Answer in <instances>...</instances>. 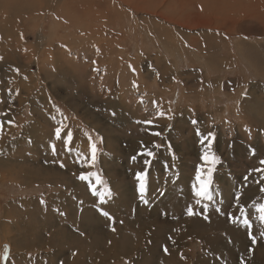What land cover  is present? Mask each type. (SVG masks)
Instances as JSON below:
<instances>
[{
	"label": "rangeland",
	"instance_id": "rangeland-1",
	"mask_svg": "<svg viewBox=\"0 0 264 264\" xmlns=\"http://www.w3.org/2000/svg\"><path fill=\"white\" fill-rule=\"evenodd\" d=\"M126 1L0 3V264H264V0Z\"/></svg>",
	"mask_w": 264,
	"mask_h": 264
},
{
	"label": "bare ground",
	"instance_id": "bare-ground-1",
	"mask_svg": "<svg viewBox=\"0 0 264 264\" xmlns=\"http://www.w3.org/2000/svg\"><path fill=\"white\" fill-rule=\"evenodd\" d=\"M36 1V3L37 4H41V9H42V11L43 12H46V10H45V8H48V9H52V10H57V14L60 16H64V9L62 8L63 7V3H64V1H65V4H64V6H66V7H68V9L69 10H71V11H73V9H72V7H73V2H70V1H72V0H64V1H60V2H58V0H35ZM22 2H28V5H22L21 3H20V1H14V0H0V3L8 10V11H11L12 13H15V14H21V15H23V14H25V13H28V11L30 10V7H29V3H32V2H34V0H23ZM122 2L123 3H125V4H128L127 3V1L126 0H122ZM61 3V4H60ZM0 10H2V11H4V9H3V7L0 5ZM247 10V9H246ZM246 13V12H245ZM244 13V14H245ZM27 16H29V15H27ZM65 16H67V14H65ZM250 16V15H249ZM228 18V17H227ZM246 18V17H245ZM250 20V19H249ZM252 21V20H251ZM253 22V21H252ZM174 23V22H173ZM176 23V22H175ZM0 24H3L4 25V22H3V20H0ZM209 24V23H208ZM245 27V26H244ZM257 28V27H256ZM1 29H2V27H0V36H1ZM51 29V28H50ZM253 29H255V28H253ZM245 30V29H244ZM248 31V30H247ZM254 31V30H253ZM260 31V30H259ZM255 32V31H254ZM247 35H248V33H246ZM256 34H257V32H256ZM0 40H2L3 42L5 41V39H3V38H0ZM65 46H69V42L68 43H65L64 44ZM50 48L49 49H53V50H55V46H49ZM36 49V47H28L27 49H25V51H26V53H24L23 55H22V58L23 59H27V61H25V63H27L28 64V66L27 67H29V64H30V57L31 56H35L34 55V50ZM22 51V50H21ZM23 52V51H22ZM45 52H47V50L45 51ZM10 55H11V51H9V53H6V55L4 56V57H0V62H2V61H4L6 58H8V60H9V62H11V57H10ZM53 54L52 53H50V56H52ZM40 58H42V56L40 57ZM53 59H55V57L53 58ZM16 61H18V62H20V63H24V62H22V61H20L19 59H17ZM37 61V60H36ZM39 61V60H38ZM33 62V61H32ZM12 63V62H11ZM49 63V62H48ZM54 63V62H53ZM53 63H51V64H53ZM17 66V65H16ZM118 66V65H117ZM120 66V65H119ZM81 67V66H80ZM109 73H111V71L109 72ZM116 74V73H115ZM249 88V87H248ZM17 91V90H16ZM19 94V93H18ZM24 103V102H23ZM48 136V135H47ZM51 137L49 136V139H50ZM52 139V138H51ZM52 142H53V140H51ZM52 142H50L49 141V144L50 143H52ZM55 151H56V149H55ZM63 153L64 152H66V150L65 149H63V151H62ZM62 163V162H61ZM63 165H68V163L65 161V162H63ZM43 173H47V171H44ZM131 191V190H130ZM244 192V191H243ZM129 193V192H128ZM246 193H247V191H245V194H243V196L244 195H246ZM120 194V193H119ZM149 195V192L148 191H145V196H148ZM120 196H121V194H120ZM119 196V197H120ZM116 199V198H115ZM114 199V200H115ZM124 200L127 202V197L126 196H124ZM129 200V199H128ZM129 201H131V200H129ZM113 203H115L114 201H112ZM116 203H120V207H123V205H122V203H121V201H120V199L118 198V200H117V202ZM126 208V207H125ZM128 208V207H127ZM149 218H150V220L152 221V222H154L155 224H156V228H157V230H159V229H161V224H163L164 226L165 225H167V224H164V223H162L161 222V224L160 223H156L157 222V220H155V219H158L157 218V216H155L154 215V212H152V213H150L149 214ZM156 221V222H155ZM101 233V232H100ZM99 233V234H100ZM98 234V235H99ZM97 235V236H98ZM229 235V234H228ZM231 235V234H230ZM97 236L95 237V239L97 238ZM230 237V236H229ZM212 242L211 243H209V245L210 246H212ZM226 244V243H225ZM232 244V243H231ZM102 246V243H101V245H100V247ZM102 247H105V246H102ZM107 247V246H106ZM227 247V246H226ZM26 248V250L27 249H30L31 247H29V246H26L25 247ZM229 248V247H228ZM57 254V253H56ZM101 254V253H100ZM236 255H237V253H236ZM57 256V255H56ZM95 256H97V254L95 253ZM57 258V257H56Z\"/></svg>",
	"mask_w": 264,
	"mask_h": 264
},
{
	"label": "snow or ice",
	"instance_id": "snow-or-ice-1",
	"mask_svg": "<svg viewBox=\"0 0 264 264\" xmlns=\"http://www.w3.org/2000/svg\"><path fill=\"white\" fill-rule=\"evenodd\" d=\"M113 116H115V113H113ZM145 123H148L150 124L151 122L150 121H145ZM197 123L196 121H193V124ZM155 135H159V133H154ZM69 135V139H71V136L70 134ZM209 136H212L213 134L212 133H209L208 134ZM56 136L59 137L60 136V129H57L56 130ZM202 143H203V140H202ZM211 144V141H209V146ZM53 150H54V146H53ZM253 151V154H254V150ZM148 156H151L152 153L149 152L147 153ZM96 159V148L95 146L93 145L92 146V161H95ZM133 160H135L136 158L133 157L132 158ZM202 159L205 160L206 162H210L212 163L213 165H215V163H217V160L215 157H212L211 160L209 161V156L207 154H205L204 156H202ZM147 163V161H146ZM261 164H264V160H262L260 162ZM63 167V165H61ZM212 168H209L208 169V174L211 175V172H212ZM147 176H148V173L147 172H139L136 174V180L138 181L139 183V188H138V191H139V195H140V199L144 202V203H147V200L145 199V191H146V184H147ZM80 179L81 180H85L87 179L86 176L84 175H81L80 176ZM97 180L98 182L102 183V181L99 180V177H97ZM197 180L199 181L200 180V175H199V172H198V175H197ZM210 180L207 182V183H204V182H201V186L199 188L198 191H196L195 195L201 199H207V200H211L212 197L211 195L209 194V184H210ZM95 194V191L94 193ZM112 193L111 191L109 190L107 192V196L108 197H111ZM100 201L101 203H104L105 202V197L104 195L102 194L101 197H100ZM199 203V200L197 201ZM205 209L207 207V205L204 206ZM256 211L259 213V219L261 221V223H264V205H261L259 208L256 209ZM240 212L241 214L243 215V224L245 227H250V223H249V217H248V214L247 212L245 211V209L241 208L240 209ZM102 215H104L105 217H108L109 219H112V217L109 215V213L107 212H102L101 213ZM188 214L189 215H193V211L192 209H189L188 210ZM207 219V217H205ZM230 219H232L233 221L235 222H239V217H232L230 216ZM254 239V238H253ZM7 252H8V249L6 248L5 249V259L7 258Z\"/></svg>",
	"mask_w": 264,
	"mask_h": 264
},
{
	"label": "crops",
	"instance_id": "crops-1",
	"mask_svg": "<svg viewBox=\"0 0 264 264\" xmlns=\"http://www.w3.org/2000/svg\"><path fill=\"white\" fill-rule=\"evenodd\" d=\"M245 188H246V186H245ZM183 189L185 190V187H183ZM176 194V193H175ZM175 194H169V193H166L165 195H164V197L163 198H160V199H158L156 202H154L153 203V205H151V207H153L149 212H147V211H144V213L145 214H147V215H149L150 213H152V212H156V211H158L159 209H164V211L167 209V207H168V205H169V202H171L172 201V199H174L176 196H175ZM175 196V197H174ZM108 204H109V206H120V203H117V204H113V202L112 201H108ZM102 206H107V205H102ZM127 211H128V213H129V210L127 209ZM168 211H170V209H168ZM102 212H105V211H103V210H98V209H96V210H92V209H90V208H87L85 211H84V213H85V215H83L81 218H83V220L84 221H86V224L87 223H89L90 221H92L94 218H103V217H105L104 215H102L101 213ZM133 212H137V214H136V216L138 215L139 217L142 215L140 212H139V209H134L133 210ZM85 217V218H84ZM80 218V219H81ZM157 218H159L158 216H157ZM142 218H140V220H141ZM160 220L162 219V218H159ZM45 220H47V219H45ZM146 221L148 222V223H152L151 225H153L154 226V228L157 230V226H156V224L154 223V222H152L151 220H150V218H148V219H146ZM46 222H44V224H45ZM85 224V225H86ZM81 227V231L83 230V228H84V226L82 227V226H80ZM168 227H169V225H168ZM172 227V226H171ZM48 228H50V226L48 227ZM76 232L73 230V234H75ZM63 234V236L64 237H66L67 236V230L64 232V233H62ZM55 235L57 236V237H59L60 235H59V233H57V232H55ZM171 238H172V236H171ZM66 239V238H65ZM46 241L47 240H45V245H46ZM171 243V242H170ZM49 244V243H48ZM49 247H51L50 245H48ZM53 249H54V251L55 252H58L57 250H59V251H61V246L59 247V246H55V247H53ZM53 254H54V252H53ZM54 255H57L56 253L54 254ZM53 255V256H54ZM52 256V257H53ZM95 256V255H94ZM43 260V259H42ZM51 261H53V259H51ZM45 262V261H44ZM43 262V263H44ZM56 264V263H55Z\"/></svg>",
	"mask_w": 264,
	"mask_h": 264
}]
</instances>
